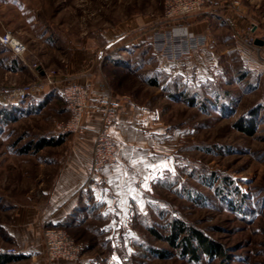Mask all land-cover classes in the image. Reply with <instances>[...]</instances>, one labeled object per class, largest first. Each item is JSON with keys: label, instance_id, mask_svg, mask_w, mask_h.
I'll return each mask as SVG.
<instances>
[{"label": "rangeland", "instance_id": "rangeland-1", "mask_svg": "<svg viewBox=\"0 0 264 264\" xmlns=\"http://www.w3.org/2000/svg\"><path fill=\"white\" fill-rule=\"evenodd\" d=\"M166 1L0 0V35L22 40L31 65L0 41V89L45 71L68 79L0 104V264H264V0H208L171 18ZM102 82L116 103L148 112L133 155L141 173L118 199L108 194V210L95 198L53 222L49 161L85 129L64 130L63 91L90 83V111ZM43 136L63 139L42 146ZM104 168L79 188L88 199L92 185L105 192ZM50 229L75 242L76 257L51 260Z\"/></svg>", "mask_w": 264, "mask_h": 264}, {"label": "crops", "instance_id": "crops-1", "mask_svg": "<svg viewBox=\"0 0 264 264\" xmlns=\"http://www.w3.org/2000/svg\"><path fill=\"white\" fill-rule=\"evenodd\" d=\"M226 12L230 11L226 10ZM117 99L118 110L112 132L120 144V149L118 162L98 171L106 180L107 188L104 193L92 185L90 199H88L86 194L83 191L80 192L79 189L88 179V171L92 165L94 132L100 124V116L93 108L88 111L84 121L85 129L79 133L74 145L70 146L67 156L57 161L48 160L50 167L58 164L56 175L48 191L49 199L46 204V214L52 217L53 222L77 215L81 207L90 208L89 200L95 198L101 202L104 201L106 205L103 208L108 210L111 205L109 204L111 197L108 194L114 196L117 192H124L128 186L132 185L131 182H135L133 179L135 172L141 173L139 168L142 167V162L134 161L133 155H138L147 140V136L143 133V126L149 125L146 121L148 112L143 107L134 105L132 100L125 96L117 95ZM99 207L97 210H100ZM64 262L67 261H56L58 264Z\"/></svg>", "mask_w": 264, "mask_h": 264}, {"label": "built area", "instance_id": "built-area-1", "mask_svg": "<svg viewBox=\"0 0 264 264\" xmlns=\"http://www.w3.org/2000/svg\"><path fill=\"white\" fill-rule=\"evenodd\" d=\"M208 0H167L165 11L168 18L180 17L198 12ZM0 41L10 48L21 61L31 68L29 64L30 52L26 44L7 31L0 35ZM36 66V64L34 65ZM29 83L0 89V104H11L26 100L36 92H47L54 83L66 82V76L45 71ZM95 91L99 93V100L94 109L101 117V124L95 131V140L92 151V166L94 171L111 166L118 162L119 144L112 136L111 129L114 123L117 103L105 82L95 85ZM90 83H72L63 91L70 112L69 120L64 124V130L79 132L83 128L87 111L90 107ZM46 248L51 260L68 258L73 259L79 253V247L62 230L50 229L46 232Z\"/></svg>", "mask_w": 264, "mask_h": 264}, {"label": "trees", "instance_id": "trees-1", "mask_svg": "<svg viewBox=\"0 0 264 264\" xmlns=\"http://www.w3.org/2000/svg\"><path fill=\"white\" fill-rule=\"evenodd\" d=\"M6 111L7 110H6V108L4 106H0V112L5 113ZM62 139H63V136L58 137V138L43 136V138H42V140L40 142H41L42 146H45V145L47 146L48 144H60L62 142ZM185 230H186L185 227H183L181 225H178V231L179 232H183ZM190 234H191L192 238L193 237L198 238L200 243L206 244L207 240L205 238H203V236L199 232H197L195 230H190ZM184 240L186 242V247L185 248L188 249L189 242L191 241V239L189 240V242H187L188 240L185 237Z\"/></svg>", "mask_w": 264, "mask_h": 264}, {"label": "water", "instance_id": "water-1", "mask_svg": "<svg viewBox=\"0 0 264 264\" xmlns=\"http://www.w3.org/2000/svg\"><path fill=\"white\" fill-rule=\"evenodd\" d=\"M255 42H256L257 44H263V41H262L261 39H258V38L255 40Z\"/></svg>", "mask_w": 264, "mask_h": 264}]
</instances>
